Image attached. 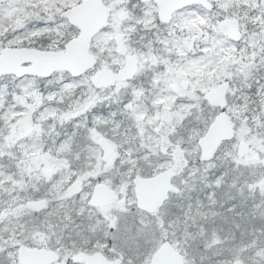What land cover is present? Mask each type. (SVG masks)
<instances>
[{"label":"snow or ice","instance_id":"obj_1","mask_svg":"<svg viewBox=\"0 0 264 264\" xmlns=\"http://www.w3.org/2000/svg\"><path fill=\"white\" fill-rule=\"evenodd\" d=\"M0 264H264V0H0Z\"/></svg>","mask_w":264,"mask_h":264}]
</instances>
